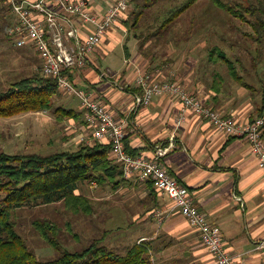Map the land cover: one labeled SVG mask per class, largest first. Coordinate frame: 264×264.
Instances as JSON below:
<instances>
[{
  "label": "crops",
  "instance_id": "1",
  "mask_svg": "<svg viewBox=\"0 0 264 264\" xmlns=\"http://www.w3.org/2000/svg\"><path fill=\"white\" fill-rule=\"evenodd\" d=\"M114 1L89 0L99 15L105 14ZM138 4V0H131L127 8V35L122 22L113 27L95 53L97 68H86L77 77L76 86L94 94L124 123L125 145L130 154L157 159L190 190L198 210L219 228L224 247L231 256L240 264H264V172L258 168L248 142L226 137L203 117L182 113L180 102L170 96L154 97L147 107L139 105L142 90L136 84L137 77L143 73L155 81L176 80L194 92L205 107L244 125L253 113L247 86H251L250 79H261L257 65L251 66L254 72L247 69L249 85H246L243 70L238 74L241 79L237 80L226 64L212 62L213 47L218 45L208 46L200 35L203 30H211L204 16L189 20L186 48L183 47L185 39L183 43L169 40L165 45L160 44L157 31L147 40L145 28L140 24L136 30L131 29L135 17L129 22V14L140 11L142 4ZM59 20L67 26L69 17L63 15ZM199 22L203 23L202 30L193 31L196 28L193 25L198 23L199 27ZM21 49L36 57L41 71L42 61L33 48ZM156 54L163 56L158 58ZM184 54H189L187 60L181 59ZM234 59L230 61L235 66L239 62ZM200 71L205 77L200 76ZM83 110L78 118L77 137L91 131L84 128ZM155 202V208L164 211L160 213L164 216L162 220L155 225L145 220L139 222L142 230L159 231L160 237L143 236L154 264H216L169 197L157 193Z\"/></svg>",
  "mask_w": 264,
  "mask_h": 264
},
{
  "label": "rangeland",
  "instance_id": "2",
  "mask_svg": "<svg viewBox=\"0 0 264 264\" xmlns=\"http://www.w3.org/2000/svg\"><path fill=\"white\" fill-rule=\"evenodd\" d=\"M138 1V5L142 4L139 9L143 16L138 24L141 28H145L144 34L148 40L152 38L161 24L165 25L169 19H172L174 16L172 12L179 10L188 0ZM219 1L232 7L238 14L241 13L243 18L229 15L225 10L214 6L210 0H198L191 9L178 13L168 28L160 32L158 41L163 45L169 43V40L171 43L172 41L174 43L185 42L183 47H188L189 20L192 17L194 20L195 17L203 18L204 16L206 25L210 26L211 30H203L201 37L208 46L221 47L231 61H235L234 58L238 59L239 63L235 64V68L238 74H242L243 70L242 79L246 85H249L247 84L249 83L247 77L249 71L254 72L251 66L257 65L258 78L261 77V79H250L251 86L249 87L251 88L248 93L253 101L250 121L263 118L264 113L260 116L259 111L264 105V30L260 34L253 31L250 24L260 15L258 17L249 15V10L255 6L256 8L263 7L264 0ZM130 2L131 0L128 7ZM4 7L0 0V80L3 83L5 79L11 80L30 77L34 73L40 74L36 57L31 52L28 53L26 49L18 48L16 42L12 43L7 40L6 31L9 35L13 28L8 31L6 30L7 25L11 27L16 24V19L14 15L10 16ZM127 13L128 9L125 18L118 24L127 20ZM133 16V13L129 14V22L134 21ZM263 19L261 17V20ZM202 26V22H199V27L198 23L194 24L193 27L196 28L193 31L202 30ZM125 34L127 35V29ZM141 34L142 32L140 36ZM184 39L185 41L182 42ZM152 42L155 43L154 40ZM149 53L151 54V50ZM162 56L163 54H156L158 58ZM188 57L189 54H184L181 59L187 60ZM200 76L205 77L203 71H200ZM53 104L54 107L73 109L78 114L82 110L80 100L67 93L56 97ZM79 124L78 120L75 122L67 119L59 122L52 112H31L0 119V153L49 155L54 152L76 149L82 139H86L91 145L95 144L90 136L92 132H85L87 134L77 137L80 132ZM75 194L85 201L86 209L74 211L66 207L64 202H59L23 207L12 212L11 222L16 233L39 261L53 260L63 252H80L93 242L105 246L117 255H125L132 246L147 243L144 238L160 237L158 230H142V225L139 223L145 220L155 225L164 217L160 214L161 208L154 206L156 195L148 184L138 179H127V183H121V186L115 190L109 184L101 186L82 183ZM38 222L59 227L60 232L56 236L60 243L58 250L51 248L43 239L36 227ZM152 263L154 264L153 261Z\"/></svg>",
  "mask_w": 264,
  "mask_h": 264
},
{
  "label": "built area",
  "instance_id": "3",
  "mask_svg": "<svg viewBox=\"0 0 264 264\" xmlns=\"http://www.w3.org/2000/svg\"><path fill=\"white\" fill-rule=\"evenodd\" d=\"M4 1L16 19V26L9 33L17 37L16 46L32 47L42 61V74L56 81L60 92L80 99L92 140L111 144L110 157L121 166L125 179L151 182L157 193L167 195L216 264H240L225 249L219 228L198 210L190 190L157 159L133 157L126 152L124 123L102 102L76 88L77 77L89 66H95V53L107 33L125 18L130 0H117L103 15L93 11L89 0ZM63 15L69 17L67 26L59 20ZM70 76L74 77L73 81ZM136 84L142 90L139 105L147 107L154 97L170 96L180 102L182 113L205 118L226 137L245 139L258 168L264 172V117L240 125L233 117H222L221 113L205 107L196 94L176 80L155 81L143 73L137 77ZM181 117L184 119L182 114Z\"/></svg>",
  "mask_w": 264,
  "mask_h": 264
},
{
  "label": "trees",
  "instance_id": "4",
  "mask_svg": "<svg viewBox=\"0 0 264 264\" xmlns=\"http://www.w3.org/2000/svg\"><path fill=\"white\" fill-rule=\"evenodd\" d=\"M197 1L188 0L179 10L172 12L174 16L167 24H161L156 31L160 33L166 30L178 13L186 12ZM210 1L229 15L243 18L241 13L238 14L232 7L222 4L219 0ZM1 2L5 6V11H8L10 16L13 15L5 1L1 0ZM133 14L135 22L131 24V29L136 30L143 16L141 10ZM249 15L257 17L260 15L250 24L253 31L260 34L264 30V19L261 20V17L264 18V6L251 7ZM122 24L127 29V20ZM15 26L16 24H13L10 27L8 24L6 30L9 31ZM5 36L9 42H16L15 35H8L6 31ZM213 52L211 61L226 64L231 69L234 79L240 80L241 77L226 54L218 46L213 47ZM89 67L97 68L94 65ZM70 79L73 81L74 77L70 76ZM3 83L0 80V119L31 112H52L59 122L67 119L76 121L80 117V114L73 109L54 107V99L62 93L56 81L46 78L42 70L40 74L34 73L30 77L5 79ZM76 88L81 90L77 86ZM247 88L251 87L247 86ZM92 98L101 102L94 94ZM82 108L84 109L83 106ZM259 112L260 116L263 115L264 105ZM85 122V126L88 127L86 120ZM90 136L93 138L92 135ZM125 140L126 138L124 143ZM125 150L128 152L126 145ZM110 151L111 144L109 143L95 141V144L91 145L83 139L76 149L54 152L49 155L0 153V264H153L147 243H139L128 249L125 255H117L105 246L93 242L80 252H63L53 260L39 261L16 233L11 222L12 212L23 207L64 202L66 207L74 211L86 209L85 201L75 194L82 183L101 186L109 184L115 190L121 186V183H127L121 166L112 161ZM130 155L137 157L134 154ZM146 184L157 196L153 184L151 182H146ZM36 227L51 248L56 250L60 248V243L56 238L60 232L59 227L41 222H38Z\"/></svg>",
  "mask_w": 264,
  "mask_h": 264
}]
</instances>
